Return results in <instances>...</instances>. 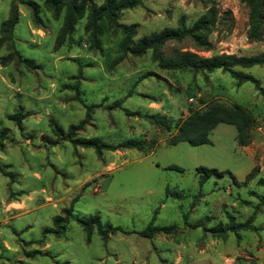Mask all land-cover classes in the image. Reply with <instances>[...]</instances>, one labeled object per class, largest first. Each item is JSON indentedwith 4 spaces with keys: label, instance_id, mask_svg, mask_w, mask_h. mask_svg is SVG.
I'll use <instances>...</instances> for the list:
<instances>
[{
    "label": "rangeland",
    "instance_id": "1",
    "mask_svg": "<svg viewBox=\"0 0 264 264\" xmlns=\"http://www.w3.org/2000/svg\"><path fill=\"white\" fill-rule=\"evenodd\" d=\"M35 1L39 20L32 19L30 8L18 5L12 41L0 44V264H264V97L252 84L238 86L219 70L194 75L163 71L149 53L123 55L118 32L104 30L100 48L94 49L83 29L85 18L57 46L62 16L55 19L41 0ZM103 1L93 0L96 5ZM11 4L0 0V25ZM211 8L227 23L212 32L210 52L185 41L168 43L164 54L178 49L207 58L264 52V30L259 42L247 38L248 9L241 0H143L141 7L122 11L118 23L134 26L139 38L175 27L180 18L191 25ZM12 54L28 63L7 59ZM242 72L264 89V66ZM213 102L239 105L253 116L247 147H239L235 128L224 124L212 130L209 144L168 146L173 129L165 132L128 115L164 114L174 126ZM89 106L95 107L75 138L114 146L139 141L142 148L104 151L98 157L51 131L54 121L67 132ZM16 113L23 116L20 127L9 119ZM198 167L223 175L200 185ZM254 168L256 174L244 183ZM74 200V216H98L125 234L109 236L104 245L95 231L86 239L74 221L60 237L43 234ZM155 211V226L176 229L152 239L137 236ZM250 216L255 230L228 232L224 238L205 232Z\"/></svg>",
    "mask_w": 264,
    "mask_h": 264
},
{
    "label": "trees",
    "instance_id": "2",
    "mask_svg": "<svg viewBox=\"0 0 264 264\" xmlns=\"http://www.w3.org/2000/svg\"><path fill=\"white\" fill-rule=\"evenodd\" d=\"M143 0H104L101 5H96L93 0H41L43 8L52 14L55 19L62 16V25L56 42L59 46L65 37L72 34L75 25L85 18L83 26L84 32L87 34L90 47L94 49L100 48L99 38L104 30L118 32L121 39L118 43V49L123 55H131L133 57H142L146 53L150 54L151 61L163 71L170 72H191L194 74H210L216 70L228 74L236 85L240 86L245 83L253 85L254 90L264 97V89L260 86L259 81L250 74L242 72V70L253 67L264 66V52L253 56H236L227 54H217L204 58L196 53L189 51H180L173 49L172 54L166 55L163 49L168 43H182L188 41L196 49L202 52H210L212 43L210 36L220 24L227 23V18L218 16L214 9L207 10L191 25H186L183 18H180L175 27H166L158 32H152L148 35L135 38L136 31L134 26H127L118 23L119 14L124 10H130L142 6ZM248 9V34L250 41L259 42L262 40L264 30V0H241ZM22 5L31 9L32 19L37 22L39 5L35 0H12L9 15L6 21L0 25V44L4 42L11 43L12 31L18 22L17 6ZM227 14H225L226 16ZM230 24H227V27ZM16 57L20 62L27 64L26 60H21L16 54L9 55L7 59ZM76 94L77 87H74ZM77 99L78 98L77 95ZM115 106L120 105L117 101ZM95 106L87 107L85 117L76 125H70L65 132L56 122H50L51 131L55 136L62 140H67L74 147L82 149H92L94 153L100 157L102 152H113L119 149L139 150L142 144L139 141H126L119 145H111L104 143L96 138L84 139L75 138V133L80 131L88 122L89 112ZM128 114V112L125 111ZM136 115L140 118L148 120L152 125L170 132L167 145L175 146L179 143H187L190 146H199L209 144V135L212 130L219 124L233 126L236 130V142L239 147H247L250 143L249 131L254 124L253 116L243 107L232 104L230 106H222L217 103H210L203 110L191 111L184 119L177 121L174 126L172 122L164 114H128ZM11 121L20 127L23 116L16 113L9 116ZM168 170L182 172V169L176 166H168ZM196 172L199 174V184H203L210 176L217 178L222 177L223 173L215 169H207L198 167ZM257 168H254L244 178V183L249 182L256 174ZM234 184L238 181L232 176ZM263 180L260 179L258 184L261 185ZM61 210L60 215L52 220V229H46L43 234H52L60 237L65 226L74 221L82 229L88 239L93 231L99 236L105 245L109 236L117 232L125 234L118 228L112 227L108 223H101L98 216H91L82 219L73 215L72 205ZM154 212L147 226L137 234L144 239H152L156 235H170L175 226L158 227L154 225ZM186 221V215L183 216ZM253 216H250L243 223L230 224L226 228L217 226L206 229L205 232L214 238H224L228 232L237 234L239 231L255 230L252 225Z\"/></svg>",
    "mask_w": 264,
    "mask_h": 264
}]
</instances>
